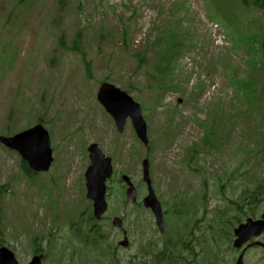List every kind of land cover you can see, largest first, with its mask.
Masks as SVG:
<instances>
[{
	"label": "rangeland",
	"instance_id": "1",
	"mask_svg": "<svg viewBox=\"0 0 264 264\" xmlns=\"http://www.w3.org/2000/svg\"><path fill=\"white\" fill-rule=\"evenodd\" d=\"M62 1L0 0V135L42 123L55 159L48 172L29 179L20 156L0 144V186L10 187L0 239L20 264H28L37 248L44 264H96L100 253L115 264H155L144 254L149 247L159 249L156 242L147 246L158 238L151 214L128 204L123 183L112 180L130 175L142 198L141 161L149 157L154 188L169 214L179 200L200 202L196 214L180 221L192 233L187 247L218 252V230L228 236L221 229L228 231L236 221L234 202L260 182L264 190V56L258 45L264 6L245 9L239 0ZM170 30L175 38L153 47ZM180 38L187 43L172 55L173 72L160 74L157 65L172 63L162 56L168 46L177 48ZM235 75L246 83L240 91L231 82ZM251 79L259 97L250 92ZM103 81L142 104L153 153L147 155L130 120L117 131L96 98ZM169 123L184 126L180 140L168 134ZM169 140L174 144L165 145ZM91 143H98L114 166L108 212L98 222L105 238L100 246L78 240L74 232L86 230L91 206L85 186ZM252 208L255 213L242 215L244 220L259 215L264 201ZM116 216L126 218L128 249L118 245L124 236L112 224ZM245 262L264 264V252L251 250Z\"/></svg>",
	"mask_w": 264,
	"mask_h": 264
},
{
	"label": "water",
	"instance_id": "2",
	"mask_svg": "<svg viewBox=\"0 0 264 264\" xmlns=\"http://www.w3.org/2000/svg\"><path fill=\"white\" fill-rule=\"evenodd\" d=\"M97 97L115 119L119 131L124 130L127 119L131 118L138 136L144 144L148 145L147 124L138 102L127 92L107 82L101 85ZM0 142L16 150L21 157L28 162L30 168L33 170L47 171L52 164L53 151L51 148L50 136L48 131L41 124L23 130L10 137L0 136ZM88 150L90 152L91 165L88 167L85 174L87 180V197L93 200L94 214L100 219L108 208L106 201V181L113 174L112 158L106 156L96 143L91 144ZM149 166L148 159H144V180L149 187V194L144 199V205L152 209L157 218L160 230L164 231L163 211L151 183ZM122 180L127 185L126 194L128 201L132 200L136 202L137 190L131 178L128 175H123ZM113 224L121 226V218L115 217L113 219ZM262 232H264V213L262 217L257 220L248 218L245 223H241L235 229L237 238L234 241V246L241 248L246 242L260 235ZM122 245H127V240L123 241ZM251 245H262L264 247V243L260 241L252 242L242 250L235 264H243L245 250ZM0 264L19 263L15 254L9 248L1 246ZM29 264H42V255L34 256Z\"/></svg>",
	"mask_w": 264,
	"mask_h": 264
},
{
	"label": "flooded vegetation",
	"instance_id": "3",
	"mask_svg": "<svg viewBox=\"0 0 264 264\" xmlns=\"http://www.w3.org/2000/svg\"><path fill=\"white\" fill-rule=\"evenodd\" d=\"M139 195H142L141 188L138 193L139 201L135 204L136 208L141 209L142 199L144 196L140 198ZM146 211H148L152 216L155 236L158 234L156 241L147 240V246H149L152 242H156L159 249L155 250L154 248L149 247L144 251V254L149 256V258L154 259L156 264H218V252L207 254L204 248L197 250L193 247H187L190 236L192 235L190 228H183L182 232L179 234L168 235V233L166 234V231L164 234H160L152 212L148 209H146ZM119 229L122 236H124L123 238L125 239L127 237L129 239L126 232L128 228L127 225H125V222L123 223V227ZM166 229L169 232L170 227L168 223H166ZM263 236L264 235L261 237ZM196 242L201 245L199 240L196 239ZM128 244L130 245V240ZM120 249L121 247H116L114 248V251L118 253Z\"/></svg>",
	"mask_w": 264,
	"mask_h": 264
},
{
	"label": "trees",
	"instance_id": "4",
	"mask_svg": "<svg viewBox=\"0 0 264 264\" xmlns=\"http://www.w3.org/2000/svg\"><path fill=\"white\" fill-rule=\"evenodd\" d=\"M242 2L243 3H245V4H250V2H251V0H242ZM61 3H63V1L61 0ZM127 33V31L126 30H124L123 31V38L127 35L126 34ZM168 31H166V32H164V33H162L161 34V36L156 40V43H155V45H153V47H162L163 46V44H164V41H165V43L166 42H169L170 40L168 39H166L165 37H167L168 36ZM177 44L179 45V44H181V42H177ZM172 50V48H170L169 46H168V49H166V51H165V53H164V55L162 56L163 57V59H167V63H168V65L171 63V61L173 60V58H172V55L175 53H177L176 52V50L175 51H171ZM139 53H141V52H139ZM159 63H162V61H159ZM171 65V64H170ZM163 67H165V66H162V65H157V69H160V68H163ZM163 85H165V84H163ZM21 165H22V168H23V171L25 172V174L29 177V179H32L34 176H36L38 173H36V172H33L32 170H30L29 169V167H28V165H27V163L26 162H21ZM6 188H8V189H10V187H9V183H6V184H4L3 186H0V214H1V212H3V210H2V203L4 202V198H5V189ZM253 191H250V193H246V194H244L239 200L240 201H235L234 202V210L236 211V213L235 214H233V216H232V218H234L235 217V219H236V221L235 222H231V228L228 230V231H225L224 229H221V233H222V235H225V232L226 233H228L229 235L228 236H225V237H221L220 236V234H219V232H218V243H219V241H221V242H226V241H229V240H231L232 239V237H233V232L232 231H230V230H232V228L235 226V225H237V223H240V222H242V219H243V216L242 215H248L249 213H255V209H253L252 208V205H254V206H257V205H259L262 201H264V190H263V186L261 185V184H257L253 189H252ZM4 195V196H3ZM249 199V201H248V205H249V208H247V209H245L242 205H243V203L245 204L246 203V199ZM194 206H196V204H192V202L190 203V204H188L187 206H185L186 207V211L187 212H190V211H192L193 210V208H194ZM250 211V212H249ZM177 215V214H176ZM218 218H219V220L221 221V219H222V216L218 213ZM0 222H1V215H0ZM91 222H94V219H93V217H92V215H90V217L88 216L87 217V220L85 221V227H87ZM223 222L224 221H222V225H223ZM219 225V224H218ZM78 233H81V234H84V235H86V236H89V235H91V233L93 232V230L92 229H86V230H82V229H77L76 230ZM4 244V242L0 239V245H3ZM221 246H220V244H218V258L219 257H222L221 256V251L223 250V248H220ZM219 261V260H218Z\"/></svg>",
	"mask_w": 264,
	"mask_h": 264
}]
</instances>
